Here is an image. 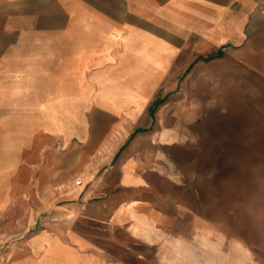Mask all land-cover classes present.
<instances>
[{
  "label": "crops",
  "instance_id": "obj_1",
  "mask_svg": "<svg viewBox=\"0 0 264 264\" xmlns=\"http://www.w3.org/2000/svg\"><path fill=\"white\" fill-rule=\"evenodd\" d=\"M195 63L264 98V0H0V264H129L88 166Z\"/></svg>",
  "mask_w": 264,
  "mask_h": 264
},
{
  "label": "rangeland",
  "instance_id": "obj_2",
  "mask_svg": "<svg viewBox=\"0 0 264 264\" xmlns=\"http://www.w3.org/2000/svg\"><path fill=\"white\" fill-rule=\"evenodd\" d=\"M159 96L146 123L126 138L113 134L114 146L123 144L111 163L88 166L107 191L88 202L115 208L112 236L99 235V246L119 262L165 264L162 256L176 238L196 246L197 264H214L205 261L195 237L205 228L221 244V260L264 264V98L220 83L216 67L199 63L179 78L172 95L164 97L162 89ZM168 137L176 142L167 145ZM121 174L131 187L118 185ZM144 218L167 236L150 244L135 235Z\"/></svg>",
  "mask_w": 264,
  "mask_h": 264
},
{
  "label": "bare ground",
  "instance_id": "obj_3",
  "mask_svg": "<svg viewBox=\"0 0 264 264\" xmlns=\"http://www.w3.org/2000/svg\"><path fill=\"white\" fill-rule=\"evenodd\" d=\"M168 138L170 141L172 140V137H168ZM132 203H130L126 206V210L132 209V207H133ZM131 216H133V214H131ZM154 222L155 221H149L148 218H144V219L140 220L139 223L142 225V228L135 227L133 230V233L135 235H137L138 237H140L142 240H144L150 244L157 241L158 239H161V238L164 239V237L167 236L166 233L163 230H160L159 228H157L156 225L154 224ZM196 231H198V233L195 235V237L200 239L201 248L203 249V252H205V255H207V260H205V261H207V262L212 261V262H214V264H216V263L217 264H229V262L220 259L219 255H218V251H219V247L221 244L219 243L218 245H216L217 243L216 244L213 243L212 240H214L215 238H212V240H211L210 230L205 229V228H199V229H196ZM215 235L217 236V234H215ZM193 237H192V239H194ZM226 243H228V242H225V244ZM168 246H169L170 250L165 252V254H163V256H162V258H163L162 260L164 261L165 264H197L198 261H197L196 254H195V251H196L195 245L189 246V245L185 244L184 242H182L181 240L175 238L174 241L168 242ZM229 249H231V248H229ZM233 250H234V248H233ZM232 255L234 256V252ZM203 257H205V256H203ZM241 257H242V255H241ZM234 264H248V263H245L244 261H237Z\"/></svg>",
  "mask_w": 264,
  "mask_h": 264
}]
</instances>
